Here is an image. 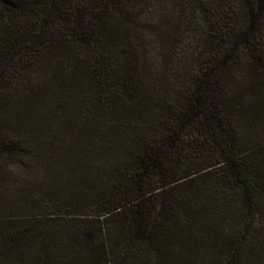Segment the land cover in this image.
<instances>
[{"label":"trees","instance_id":"16d2710c","mask_svg":"<svg viewBox=\"0 0 264 264\" xmlns=\"http://www.w3.org/2000/svg\"><path fill=\"white\" fill-rule=\"evenodd\" d=\"M34 103L45 112L33 113ZM5 113L80 139L92 130L88 152L118 127L130 132L133 152L129 169L110 167L119 178L103 190L94 178L98 171L105 179L107 166L85 164L94 181L83 193L100 209L75 213L86 215L79 227L66 224L68 212L46 221L0 208V264H109L108 217L129 211L134 229L119 237L141 238L159 253L175 241L186 249L205 233V190L222 185L219 209L233 207L231 218L255 217L264 206V0H0L1 126ZM251 132L257 143L242 144ZM17 139V149L2 153L38 152ZM43 145L56 146L49 137ZM187 187L195 198L178 211L174 189ZM177 222L187 228L167 239L161 229Z\"/></svg>","mask_w":264,"mask_h":264},{"label":"rangeland","instance_id":"374dc122","mask_svg":"<svg viewBox=\"0 0 264 264\" xmlns=\"http://www.w3.org/2000/svg\"><path fill=\"white\" fill-rule=\"evenodd\" d=\"M35 74H38L36 70ZM34 104L30 109L33 113L34 111L45 112L44 107H41L39 103ZM17 117L20 116L17 115ZM4 118L6 123L0 125V208L3 216L40 213L47 221L54 213L57 215L68 212L70 223L66 224L79 227L85 222L86 215L75 213H94L100 209L97 199L95 201V198H89V195L83 193H92V190L89 191L91 181L102 182V190L107 189L109 187L107 181L119 178L118 169L110 173L112 171L110 167L126 169V163L132 158L130 132L124 131L128 129V124L123 125L124 132L120 128L116 130L118 127H111L115 135L110 137L109 141L100 143L96 148L99 151H94L96 150L94 147L92 152H88L85 149L92 130L87 133V138L80 139L77 138L75 131L68 136L61 133L58 127L44 126L40 129L37 123L29 124L28 120L24 122V120H16L17 118L9 119L6 113ZM260 135L264 138V128ZM18 136L30 139L25 149L38 150V152L24 153L19 156L15 154L8 156L2 153L3 149L5 152L11 148L17 149L14 148L13 143H16ZM46 137H49L50 141L56 145L54 148H45L43 144ZM255 137L256 135L251 132L240 142L246 145L254 144L259 140ZM1 143H5V146ZM101 150L108 152L106 157L102 156ZM262 152L264 153V149ZM2 160L5 164L1 163ZM89 160H94L96 166L101 165L102 171L103 166H107L105 170L109 169V173L105 179H101L98 171L94 180L86 177L85 164ZM261 162L264 170V159ZM127 168L129 169L130 165ZM93 171L91 170L89 174ZM213 181L215 178L211 179V182L210 180L205 182L203 187L207 188ZM72 183L75 185L73 186ZM221 186L202 193L201 198L203 201H210L212 211L208 212V215L200 216L205 223L201 224L205 228V233L202 235L198 232V235L189 238L190 249L189 247L183 249L175 241L172 247L166 245L164 251L159 253L154 244H149L141 238L134 239L133 235L131 240L124 239L123 236L119 237L122 228L128 232V229L134 227L131 224L133 215L130 211L128 214H122L119 219L108 217L109 227H115L111 232L114 249L109 264H228L230 261L233 264H264V206L255 217L251 213H244L238 219L231 218L233 207L226 206L224 210L219 209L226 201V192ZM203 187L201 189H204ZM83 188L84 191H82ZM174 191L179 194L177 199L181 202L179 205L181 208L178 211H188V205L184 202L195 198L194 190L187 187L174 189ZM72 212L73 215L70 214ZM189 212L191 213L192 210ZM223 214L228 216L227 220L223 219ZM98 218L96 217V220H99ZM63 219L67 218L63 217ZM112 220L116 221L111 223ZM186 228L184 224L177 222L175 226L164 227L161 230L167 239L174 241L175 238L181 237V233ZM194 228L197 230L196 225ZM104 230L108 232L110 229L105 226ZM238 231H241V237L236 241L234 235Z\"/></svg>","mask_w":264,"mask_h":264}]
</instances>
